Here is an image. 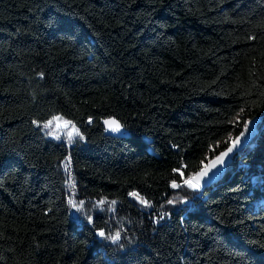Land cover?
Segmentation results:
<instances>
[{
	"label": "trees",
	"instance_id": "16d2710c",
	"mask_svg": "<svg viewBox=\"0 0 264 264\" xmlns=\"http://www.w3.org/2000/svg\"><path fill=\"white\" fill-rule=\"evenodd\" d=\"M0 264H264V0H0Z\"/></svg>",
	"mask_w": 264,
	"mask_h": 264
},
{
	"label": "snow or ice",
	"instance_id": "6c2138e0",
	"mask_svg": "<svg viewBox=\"0 0 264 264\" xmlns=\"http://www.w3.org/2000/svg\"><path fill=\"white\" fill-rule=\"evenodd\" d=\"M62 118L61 117H53L52 120L48 121L44 127L45 128H49L52 124L53 121L59 122ZM70 122L68 121H64L63 122V127L67 128L69 126ZM105 124H108L113 131H119L120 130V125L116 122V121H105ZM57 127H61V125L59 123H57ZM69 140H71L72 137V133L69 132L68 134ZM57 138H59L57 136ZM239 143V138H237L236 140H234L232 142V146L228 147L226 151L221 152L218 156H216L210 163L205 164L203 166V168L195 173L194 175L188 177L185 181H184V185H186L188 188L190 189H198L201 186V181L204 179V177L208 176L209 172H211L214 168L217 167V165H222L225 163V158L229 155V153H231L233 151V149L236 147V145ZM181 175H183V173H181ZM173 188H179L181 187V185L177 184V183H173L172 184ZM132 195H136V194H132ZM171 202V201H170ZM69 203L73 204V207H76V205L72 202L69 201ZM101 203H103V201H101ZM113 204L115 203V201L112 202ZM141 203H144L145 205H147V201L142 200ZM79 211V209H77ZM101 236H104V233L101 232L100 233ZM110 239H112L113 241L118 240L119 237V233H117L115 236H111L109 237Z\"/></svg>",
	"mask_w": 264,
	"mask_h": 264
},
{
	"label": "water",
	"instance_id": "95a60500",
	"mask_svg": "<svg viewBox=\"0 0 264 264\" xmlns=\"http://www.w3.org/2000/svg\"><path fill=\"white\" fill-rule=\"evenodd\" d=\"M105 121H116L119 125H120V123L118 122V120L117 119H115L114 117H108V118H105L104 120H103V128H104V133L105 134H107V135H113V136H116V137H126V133H125V131H124V129L122 128V126L120 125V130L119 131H113L112 130V128L108 125V124H105ZM232 146V145H231ZM230 146V147H231ZM231 153H229V155H230ZM228 155V156H229ZM227 156V157H228ZM226 157V158H227ZM226 158H225V160H226ZM213 160V159H212ZM212 160H210L208 163H210ZM207 163V164H208ZM221 167H222V165H217V167L216 168H214L211 172H209V174H208V176H206V177H204V179L201 181V186L200 187H204V186H206V185H208L209 184V182L214 178V177H216L217 175H218V173L220 172V170H221ZM201 170V169H200ZM199 170V171H200ZM198 171V172H199Z\"/></svg>",
	"mask_w": 264,
	"mask_h": 264
},
{
	"label": "rangeland",
	"instance_id": "374dc122",
	"mask_svg": "<svg viewBox=\"0 0 264 264\" xmlns=\"http://www.w3.org/2000/svg\"><path fill=\"white\" fill-rule=\"evenodd\" d=\"M54 126H55V124H54V122H53V124H52V125H51L49 128H51V129H52Z\"/></svg>",
	"mask_w": 264,
	"mask_h": 264
},
{
	"label": "bare ground",
	"instance_id": "6f19581e",
	"mask_svg": "<svg viewBox=\"0 0 264 264\" xmlns=\"http://www.w3.org/2000/svg\"><path fill=\"white\" fill-rule=\"evenodd\" d=\"M232 153V152H231ZM230 156V155H229Z\"/></svg>",
	"mask_w": 264,
	"mask_h": 264
}]
</instances>
